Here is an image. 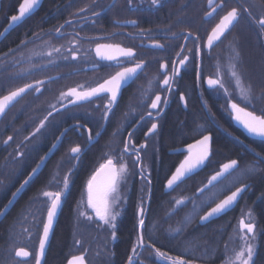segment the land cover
Returning <instances> with one entry per match:
<instances>
[{"label": "flooded vegetation", "instance_id": "obj_1", "mask_svg": "<svg viewBox=\"0 0 264 264\" xmlns=\"http://www.w3.org/2000/svg\"><path fill=\"white\" fill-rule=\"evenodd\" d=\"M22 2L0 1V98L25 84L35 85L40 80L44 83L39 85L40 91L31 90L21 98L0 121V211L10 206L8 202L13 193L17 192L32 169L41 160L45 163L40 165L39 175L16 195L19 196L18 200L4 219L7 225H10L11 217L29 199L34 198L39 204V213H44L37 224L42 231L41 222L46 218V198L42 193L60 190V181L73 163L70 150L80 146L84 151L72 176L69 193L63 200L52 240L59 230L70 233L100 230L104 233V240H110L108 245L114 248L119 233L124 229V219L130 218L132 227L137 224V205L143 185L137 178L129 179L124 193L126 203L118 219L116 239L113 240L110 231L95 226L96 218L86 204V181L108 158L116 163L115 153L122 151L127 133L134 128L137 145L145 143L144 132L150 127L148 121L151 119L147 118V112L151 110L149 102L157 94L161 95L162 100L165 96L161 91L164 72L161 65L169 63L170 71L172 62L185 54L182 48L186 52H193L199 47V79L189 56V63L180 70L177 83L173 85L174 91L169 95L159 118L158 135L155 139L148 137L147 148L142 150L143 164L152 174L145 228L148 215L156 212L158 199L163 196L165 201L178 192L186 194L193 188L191 181L200 180L201 185L196 189L189 208L195 210L198 227H211L218 239L221 232L224 234L222 243L226 253L221 264L227 262L233 251L245 245L244 236L251 235L242 228L241 220L245 224L257 225L254 241L256 264L260 254L264 256V165H260L261 170L254 175L248 169L258 163L256 153L264 155V142L233 122L227 110V99L236 102L250 100L257 114L264 111V42L261 41L258 24L250 21L246 14L211 49L207 41L227 11L235 7L242 12L248 8L253 16L264 15V0H161L159 8L151 6L150 0H133L131 6L129 0H52L49 3L53 7L51 16L49 7L44 8L45 0L32 15L8 28L11 16L18 14ZM221 3L225 5L223 8L220 7ZM33 17L39 20L38 27L27 26ZM131 21L137 23L134 25ZM56 29H60L62 38ZM189 32L199 38L198 44L191 39H183ZM76 34L84 39L76 40ZM73 43L79 49L78 61L63 59L67 54L65 50ZM99 43L130 47L145 65L144 71H138L127 85L122 86L118 106L109 114L107 122L100 120L101 112L96 110L97 105L104 102L99 98L75 100L62 97V93L71 88L87 91L119 70L117 61L102 60L96 54ZM156 44L164 47L157 48ZM57 47L61 48L60 53L53 52L51 57L47 56V52ZM119 63L133 66L124 57L119 58ZM233 71L237 73L236 76L232 75ZM210 78L218 79L224 87L220 88L219 84L207 85ZM180 94L187 100L186 107L179 99ZM56 108L60 111H56ZM49 112H52L51 116ZM209 112L214 115V120L209 118ZM141 117L146 119L141 122ZM42 120L45 127L32 135ZM197 125L208 129L214 137L211 163L169 194L166 177L183 161L186 153L179 151L195 142L189 130ZM97 132L100 136L96 135ZM121 132L124 135H120ZM8 136H12L13 140L5 143ZM236 137L243 143L237 141ZM54 144L56 147H52ZM19 152L24 155L19 156ZM122 159L128 167V172L122 173V176L128 175L134 171L132 159ZM232 159L239 161V171L232 172L218 184L201 192L200 189L208 185L211 175ZM241 182L248 187L237 203L227 213L202 225L200 217L231 194L236 186H242ZM89 215L93 216V220L87 219ZM32 257L31 254L30 260ZM87 258L88 253L86 262ZM131 258L133 261L139 259L140 264H158L159 261L153 247L132 253ZM185 261L186 264H198Z\"/></svg>", "mask_w": 264, "mask_h": 264}, {"label": "snow or ice", "instance_id": "obj_2", "mask_svg": "<svg viewBox=\"0 0 264 264\" xmlns=\"http://www.w3.org/2000/svg\"><path fill=\"white\" fill-rule=\"evenodd\" d=\"M39 2L40 0H23L18 8V14L11 16V22L7 27L11 28L13 24H17L31 14ZM132 4L133 0H129V6ZM150 4L151 6L159 8L161 6V0H150ZM224 6L225 5L223 3L220 4L221 8ZM213 11H215V8H213ZM244 14L247 15L250 21L258 24L260 38L261 41L264 42V15L253 16L252 12L248 8H244L242 12H240L234 7L230 11H227L226 15L221 18L220 22L212 30V33L208 37L207 41L208 48H212L213 40L219 41L221 37H224L225 33L233 25V22H238ZM95 15H99V13H95ZM131 23L135 25L137 22L131 21ZM69 24H71V21ZM6 30L7 29H5V31ZM56 32L60 34L62 38L63 34L60 33V29H56ZM75 39L83 40L84 38L76 34ZM183 39H191L194 44L199 43V38L193 37L191 32L187 33ZM155 47L162 49L164 46L156 44ZM102 49L105 51L102 52ZM65 51L67 54L64 55L63 59L78 61L79 49L76 47L75 43H73ZM95 51L102 60L117 61V67L119 70H117L114 75L104 79L103 82L98 83L95 87H90L87 91H78L76 88H71L67 92L62 93V97L75 98V100H90L93 97L99 98L104 102L101 105H97L96 110L101 112L100 120L107 122L109 114L112 113L113 109L118 106V101L122 93V86L127 85V83L137 75L138 71H144L145 65L143 62L139 61L135 51L130 47L124 48L115 44L99 43L96 45ZM181 51L185 52V54L181 55L177 61L172 62L170 71L169 63H163L161 65L164 69V72L162 73L163 87L161 91L165 93V96L162 100L161 95L157 94L154 99L149 102L151 110L147 112V118L151 119L148 121L150 123V127L144 132L145 143L137 145L133 136V133L135 132L134 128L131 132L127 133V139L124 141L122 151L115 153L116 163H114L113 159L108 158L107 162L101 165L99 170L91 175V178L86 181V204L92 209L94 217L96 218L94 221L95 226L102 227L105 230L110 231V235L113 240L116 239L118 218L122 215V211L126 203L124 193L127 191L129 179L137 178L142 183L143 187L140 189L141 195L139 197L136 213L137 224L134 226L137 232V243L136 246L132 248V252L134 254L138 253V250L151 248L155 243L154 241L151 244L144 243L143 230L145 229V218L147 216L146 204L150 203L152 174L151 170L146 168L143 164L142 150L147 148L148 137L151 136L155 139L156 135H158V129L160 127L159 118L168 103L169 95L174 91L173 85L177 83V77H179L180 70L185 68L189 63V56L192 57L191 63L196 67L197 79H199L200 75V65L198 63L201 55L200 48L197 47L193 52H186L183 48ZM53 52L60 53L61 48H54L52 51L47 52V56L51 57ZM120 57L127 58L133 66H122L119 63ZM232 75L236 76L237 73L233 71ZM43 83L44 81L40 80L37 81L35 85L31 83L25 84L23 87H18L0 98V116L5 113L6 107L11 102L16 100L17 97L27 92L28 89H33V91L37 92L40 91L39 85ZM218 84L220 88L224 87L223 84H220L218 79L210 78L207 80V85L209 86H215ZM179 99L186 107L187 100L185 96L180 94ZM53 107L55 108L56 106L53 105ZM64 107H67V105H64ZM227 110L234 123L239 124L247 131V133L261 138V141L264 142V111L257 114L255 105L251 103L250 100L248 102H244L242 99L241 102H236L231 98L227 99ZM56 111H60V109L56 108ZM48 115L51 116L52 112H49ZM209 118L211 120L215 119L211 112H209ZM144 119L146 118L141 117V122H143ZM45 120H47V117H45ZM138 126L139 125H137V127ZM44 127L45 121L42 120L39 122V126L35 129V132H33L32 135L39 133ZM225 132L227 134V130H225ZM119 134L124 135L123 132ZM189 134L193 135L195 142L187 144L186 154L184 155L183 161L179 163V166L175 168L174 172H172L169 177H166V188L170 191H174L175 187L178 186L179 183L183 182V179L187 174L193 173L194 170L201 169L211 163V158L213 156L212 143L214 140L212 133L208 129L197 125L189 130ZM96 135L100 136V133L97 132ZM61 136H63V133H61ZM235 139L239 141L238 137ZM12 140L13 137L8 136L5 143ZM239 142L243 143L242 141ZM57 143H59V141H57ZM52 147H56V145L54 144ZM70 151L71 161H73V163L70 164L68 172L60 181V190L43 191L42 193L43 197L46 198V200H44V204L46 205V218L41 222L42 236L39 240V250L36 255V264H40V261L44 256L49 236L52 233L54 224L58 218L60 210L62 209L63 200L69 193L72 176L77 169L78 162L80 161L84 150L80 146H75L72 147ZM18 155L22 157L24 153L19 152ZM255 155L258 163L252 165L248 169V172L252 175L261 170L260 165H264V155H261L260 153H256ZM123 157L132 159L134 171L128 173V175L122 176V173L128 172V167L123 162ZM44 163L45 161L41 160L40 164H37V166L32 169L31 174L23 180L17 189V192L13 193L12 198L9 200L8 203L10 205L15 200L16 195L22 191L34 177L39 175L38 170L40 169V165ZM117 164L119 167H117ZM238 164L239 161L236 159H232L229 162L222 164L219 170L211 175L208 180V184H212L213 182L219 183L225 174H231V172L239 171ZM101 177H103V179H101ZM237 179L239 180V177ZM247 187L248 185L243 183L242 186H236L235 190L231 191V194L226 195L225 198L221 199L218 203H215L214 207H210V210L200 217L201 223L227 213L237 203L238 198L241 197V194L245 192ZM200 191H203V189H200ZM174 203L176 205H182L184 201L175 200ZM4 214V211H0V215ZM87 219L91 221L93 220V216L89 215ZM240 224L242 228L246 229L247 233L251 235L243 237L245 240L244 247L235 252L234 257L230 258L226 264H255L254 256L256 254V248L254 241L256 239L255 229L257 225L255 223L245 224L243 220L240 221ZM149 239L151 240V237H149ZM15 255L17 257H28L30 253L23 248H20ZM155 255L159 257L158 264H186V261L179 255L169 256L167 252H162L159 248H155ZM68 264H85V258L83 255L73 256L72 259L68 261ZM128 264H140V261L139 259L133 261L130 257Z\"/></svg>", "mask_w": 264, "mask_h": 264}, {"label": "trees", "instance_id": "obj_3", "mask_svg": "<svg viewBox=\"0 0 264 264\" xmlns=\"http://www.w3.org/2000/svg\"><path fill=\"white\" fill-rule=\"evenodd\" d=\"M51 1L46 0L44 4L45 9L49 7V10H51L50 16L53 13V7L49 4ZM47 17L48 14L44 16L43 24ZM38 24L39 20L33 17L29 20L27 26L35 28L38 27ZM191 182L193 188L189 189L186 194L178 192L172 194L170 199L165 201H163V196L158 199L159 205L156 206V212L150 213L147 217L146 228L143 232L144 241L148 244L154 241L155 243L152 246L154 249L159 248L162 252H167L171 256L179 255L188 262L221 264L226 253V247L222 243L224 234L221 232V237L218 239L216 232L211 227H198L195 210L191 209L192 207L189 208V206H191L195 191L201 183L200 180ZM175 200H183L184 203L176 205ZM38 207L37 201L31 198L11 217L10 225H7V221L0 225V264H35L38 242L42 233L37 224H39L44 214L43 212L39 213ZM131 222L130 218L124 219V229L119 233L118 243L114 248L108 245L111 242L110 240L105 243L102 239L103 232L100 230H93L91 231L92 234L89 235L85 231H79L84 232L82 236H77L76 233L75 241L85 242L86 245L84 246L80 242L77 245L73 242L75 231L70 233L66 230H59L57 236L52 240L45 264H67L73 256L84 253H88V264H127L133 253L132 248L137 241V232L131 226ZM149 237H151V240ZM87 240L89 243H87ZM20 248L32 254L33 257L30 261L21 262L16 259L15 253ZM262 254H260L256 264H264Z\"/></svg>", "mask_w": 264, "mask_h": 264}, {"label": "water", "instance_id": "obj_4", "mask_svg": "<svg viewBox=\"0 0 264 264\" xmlns=\"http://www.w3.org/2000/svg\"><path fill=\"white\" fill-rule=\"evenodd\" d=\"M1 1V0H0ZM45 0H40V2H39V4L37 5V7L34 9V11L31 13V14H29L27 17H25L23 20H25L26 18H28L30 15H32L35 11H37L41 6H42V4H43V2H44ZM22 20V21H23ZM21 22V21H20ZM237 22H233V25L229 28V30L225 33V35L234 27V25L236 24ZM224 35V36H225ZM222 38L223 37H221V39L219 40V41H216V40H213V46L214 45H216L218 42H220L221 40H222ZM31 90H33V89H28V91L27 92H25V93H23V94H21V96H19V97H17L16 98V100H14L13 102H11L7 107H6V109H5V113L2 115V116H0V121L2 120V118L7 114V112H9V110L21 99V98H23L25 95H27ZM239 125V124H238ZM239 127H241L242 128V126H240L239 125ZM244 130V129H243ZM244 131H246V130H244ZM179 152H183V153H186V148L185 149H183V150H181V151H179ZM201 169H203V168H201ZM201 169H197V170H194V172L193 173H189V174H187L186 175V177L183 179V182L184 181H186L189 177H191V176H193V175H195L197 172H199ZM232 173V172H231ZM228 175H230V174H225V176L223 177V178H221V180H220V182L225 178V177H227ZM101 179H103V177H101ZM183 182H181V183H183ZM181 183H179V185L181 184ZM216 184H218L217 182H213L212 184H208L204 189H203V191H201V192H204V191H206V190H208V189H210L211 187H213L214 185H216ZM177 187V186H176ZM175 187V188H176ZM167 192H170V190H168L167 189ZM18 197L19 196H17L16 198H15V200L13 201V203L4 211L5 212V214L4 215H0V224L4 221V219L6 218V216L10 213V211L12 210V208L14 207V205L16 204V202H17V200H18ZM239 199V198H238ZM221 216V215H220ZM58 217H59V215H58ZM214 218H211L209 221H211V220H213ZM57 221H58V218H57V220H56V222H55V224H54V227H53V230H52V233L50 234V236H49V240H48V242H47V245H46V248H45V253H44V256H43V258L41 259V261H40V264H45V262H46V258H47V254H48V251H49V248H50V244H51V241H52V237H53V234H54V231H55V227H56V224H57ZM209 221H207V222H209ZM207 222H204V223H201L202 225L203 224H206ZM38 250H39V248H38ZM30 253V252H29ZM38 253V252H37ZM83 256H84V258H85V264H87V262H86V257H87V253H84V254H82ZM18 259H20V260H22V261H28V260H30V258H31V254L28 256V257H17ZM36 264V263H35ZM68 264V263H67Z\"/></svg>", "mask_w": 264, "mask_h": 264}, {"label": "rangeland", "instance_id": "obj_5", "mask_svg": "<svg viewBox=\"0 0 264 264\" xmlns=\"http://www.w3.org/2000/svg\"><path fill=\"white\" fill-rule=\"evenodd\" d=\"M239 179H240V177H239ZM118 219H119V218H118ZM76 233H77V236H78V235H81V236H82V235L84 234V232H79V231L76 232V231H75L74 234H73V242H74L76 245H77V243L79 244V242H80L81 245H83V246L86 245V243H85V242L82 243L81 240H79L78 242L75 241V239H76V237H77V236H76ZM85 233L88 234V235H89V234H92V232H89V231H88V232H85ZM103 235H104V233H102V236H103ZM103 237H104V236H103ZM103 237H102V239H104ZM104 241H105V243H106V239H105ZM87 243H89L88 240H87ZM100 244H102V243H100ZM243 247H244V245H242L241 247L237 248L236 251H233V253H232L231 256L227 259V261H229L230 258H233L234 255H235V252L241 250ZM101 248H102V247H101ZM230 250H232V249H230ZM34 262L36 263V258H35ZM224 264H226V263H224Z\"/></svg>", "mask_w": 264, "mask_h": 264}]
</instances>
